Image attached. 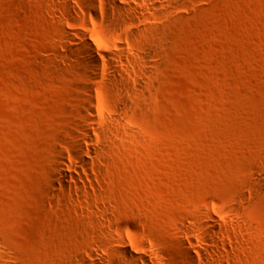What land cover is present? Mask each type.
Segmentation results:
<instances>
[{
    "label": "rangeland",
    "instance_id": "374dc122",
    "mask_svg": "<svg viewBox=\"0 0 264 264\" xmlns=\"http://www.w3.org/2000/svg\"><path fill=\"white\" fill-rule=\"evenodd\" d=\"M0 264H264V0H0Z\"/></svg>",
    "mask_w": 264,
    "mask_h": 264
},
{
    "label": "bare ground",
    "instance_id": "6f19581e",
    "mask_svg": "<svg viewBox=\"0 0 264 264\" xmlns=\"http://www.w3.org/2000/svg\"><path fill=\"white\" fill-rule=\"evenodd\" d=\"M86 134H88V133H86ZM88 136V135H87ZM60 172H63V171H65L64 170V168L63 167H61V169L59 170Z\"/></svg>",
    "mask_w": 264,
    "mask_h": 264
}]
</instances>
